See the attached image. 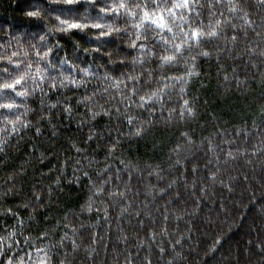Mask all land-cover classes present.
<instances>
[{
	"label": "clouds",
	"instance_id": "9594fccd",
	"mask_svg": "<svg viewBox=\"0 0 264 264\" xmlns=\"http://www.w3.org/2000/svg\"><path fill=\"white\" fill-rule=\"evenodd\" d=\"M10 2L17 19L0 27V217L15 219H0V264H264V0ZM65 38L73 48L61 54ZM83 54L107 59L82 63ZM237 102L241 121L218 122L212 105ZM54 112L87 128L85 146L65 137L73 154L61 153L54 179L41 173L29 194L24 177L49 155L34 143V155L7 165L30 130L43 135L42 121L59 135ZM101 116L115 127L98 158L87 145L104 139L93 126ZM142 142L158 157L124 147ZM85 178L76 206L38 219L63 207L65 183Z\"/></svg>",
	"mask_w": 264,
	"mask_h": 264
},
{
	"label": "trees",
	"instance_id": "16d2710c",
	"mask_svg": "<svg viewBox=\"0 0 264 264\" xmlns=\"http://www.w3.org/2000/svg\"><path fill=\"white\" fill-rule=\"evenodd\" d=\"M17 19V10L12 6L10 0H0V27H3L6 24L14 23ZM77 39H80L81 41L88 43V44H94L95 41L88 40L85 35L80 34L79 32L74 33ZM64 45L65 49H60L59 51L61 54L64 53L65 50L71 51L73 48V42L71 39H64ZM109 43H114V41H109ZM76 59L78 61L81 60V55L78 54L76 56ZM106 57H101L99 54H96L94 58H90L87 54H83L82 63H88L90 60L92 62H95V60H101L106 62ZM122 65H117L114 71H118ZM207 71L214 75V66L209 67ZM214 82H211L209 84V87L205 89L206 97L209 99V102L213 99L212 96V84ZM59 95V93H52L51 98L55 99L56 96ZM35 104L36 101H33ZM73 104H75V100L72 101ZM213 109H215V115L218 117V122L226 123L227 125H232L237 122H240L241 112L242 108L237 102L236 104H227V105H219V104H213ZM77 112L82 111L81 108H76ZM210 119V118H209ZM243 119L248 120L249 118L247 116H244ZM58 120L57 127L59 128V135L53 136L51 131H49L48 125L46 122L42 121L41 123L44 124V132L42 136H37L34 132V130H30L33 139L27 140L24 142L21 147L20 151L13 155L12 162L7 165V168H12L17 165L18 162L27 159L28 155L35 154V149L30 148L29 146L34 144L40 148L43 149L46 153V155H49V158L45 160L43 163H37L32 169H30L29 173L24 177L23 179V188L24 192L30 194V187L32 184L36 183V181L41 178V173H49V169H52L53 166H59L61 162V153H63V156L68 157L73 154L72 149L69 147V144L65 137H70L72 139H78L80 141L81 146H85L83 141L86 138V132L87 128L79 127L75 121V119L71 116H68L67 114L61 112L60 115L57 117L55 112L53 113V122L55 123ZM250 123V120H249ZM98 133H105L104 139L101 140L99 138V135L97 138L93 141H91L88 145V152L90 154L96 155L98 158L103 157L105 154V148L104 144L111 140L112 135L109 132H106L105 129H111L115 127V123L106 117H99L93 125ZM54 141V144L49 147V144ZM99 144V146H98ZM126 151L129 153V155L132 156H140V157H147L152 156L153 158H157L158 154L153 153L150 150V145L147 142H142L140 144H126L124 145ZM95 150V152H93ZM69 164H71V161H68ZM55 171L49 173L48 175L43 176L44 180H52L55 177ZM68 176L72 175V169L69 167L67 169ZM86 178L82 182L81 187L77 188L75 185H70L65 183V192L60 193L58 196L60 204L63 206L61 208H57L55 205L47 208L46 210H43L39 213L38 219L44 223V216L48 213H52L56 216H59L62 214L66 209L76 206L78 202L82 198V188L83 183H86ZM37 187H40L39 184L36 185ZM21 200V196H14L10 198L7 202L10 205H15L17 202ZM41 203H43V200H41ZM17 211L20 212L22 216L27 215L28 210L27 209H17ZM251 212V209L249 210ZM0 219H3L5 223H11L15 218L12 216L8 217H0ZM247 219V218H246Z\"/></svg>",
	"mask_w": 264,
	"mask_h": 264
}]
</instances>
